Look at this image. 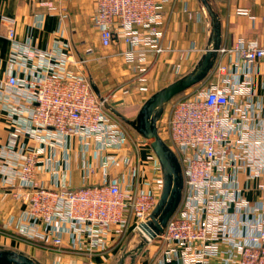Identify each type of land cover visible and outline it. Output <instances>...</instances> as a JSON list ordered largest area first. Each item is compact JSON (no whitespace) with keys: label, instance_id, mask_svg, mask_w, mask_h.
Returning <instances> with one entry per match:
<instances>
[{"label":"built area","instance_id":"obj_1","mask_svg":"<svg viewBox=\"0 0 264 264\" xmlns=\"http://www.w3.org/2000/svg\"><path fill=\"white\" fill-rule=\"evenodd\" d=\"M33 1L49 13L67 17L69 0ZM176 1L93 0L92 24L101 46L123 42L127 49L119 56L143 77L150 54L157 58L170 51L163 46L162 27L167 6ZM4 22L12 46V72L0 80V103L10 115L26 119L27 127L21 131L43 133L35 136L36 148L22 144L18 151L0 152V187L26 206L14 229L59 251L67 246L77 255L109 253L130 233L141 232L160 192L137 188L135 177L141 171L138 155L124 158L125 172L114 181L108 179L116 155L128 151L132 144L136 147V141L92 90L87 63L94 49L86 46L84 55L76 57L74 45L65 42L58 49L41 51L16 42L14 21ZM219 51H228L250 66L264 62V47L255 41H239L233 49ZM218 74L216 82L210 80L211 72L203 82L173 99L159 123L161 138L181 164L184 190L164 234L154 240H158L162 259L183 264H208L219 243L230 245L237 254L226 262L264 264V164L256 154L263 141L248 123V105L241 99L244 85L227 66H219ZM140 82L142 89H147L143 78ZM72 139L83 146V158L92 144L105 153L97 167L86 166V179L99 170L101 181L75 189L56 170L48 188L36 171L39 156ZM50 154L56 157L54 151ZM63 166L66 172V160ZM241 174L247 182L257 181L256 190L263 193L261 201L247 200L248 186L240 187Z\"/></svg>","mask_w":264,"mask_h":264},{"label":"crops","instance_id":"obj_2","mask_svg":"<svg viewBox=\"0 0 264 264\" xmlns=\"http://www.w3.org/2000/svg\"><path fill=\"white\" fill-rule=\"evenodd\" d=\"M213 10L219 15L222 28L220 50H231L237 42H257L264 47V0H209ZM67 17L49 13L38 6L33 0H0V80L12 72L10 69L11 41L7 38L8 25L5 20L14 21L15 41L41 51L58 49L65 42H71L76 48V57L84 55V48L91 46L94 54L89 56L92 68L89 73L103 97H108L119 112L128 119H133L142 104L153 93L190 72L200 60L208 43L210 34V18L200 0H177L174 5L167 6L168 16L162 27L165 33L163 46L170 51L157 58L150 54L148 71L143 77L127 67L119 53L127 49L123 42L109 48H103L98 40V32L93 27L92 17L95 13L93 0H69ZM104 52H102V51ZM105 57L104 60L101 59ZM100 58V59H98ZM88 62V63H89ZM227 66L232 76L245 87L241 96L245 106L248 105V123L259 133L263 144L257 151L258 161L264 164V62L259 61L253 66L237 58L228 51H219L210 80L219 78L218 67ZM117 66V67H116ZM121 66V67H119ZM124 67V68H123ZM211 74V73H210ZM22 76V70L18 72ZM143 78L149 83V90L142 89ZM164 83L158 88L159 84ZM251 116V118H250ZM26 119L7 112L4 103H0V152L18 151L23 144L28 148L39 146L35 136L43 135L21 131L26 126ZM131 138L136 147L129 146L128 151L120 152L111 162L108 172L109 181L118 179L126 168L124 158L138 155L141 171L135 177V184L143 191L161 193L162 173L159 162L151 148L128 126ZM15 140V144L12 141ZM56 157H50L51 152ZM83 146L78 140H69L66 146L54 150L47 149L39 156L36 171L44 184L51 188L54 182L53 172L57 170L61 178L78 189L87 184L101 181V173L87 177L86 166L99 165L105 153L92 144L84 158ZM68 162V170L64 172V161ZM85 161V162H84ZM58 163V164H57ZM84 164V167L82 165ZM240 187L248 186L245 197L251 203L261 201L263 193L256 190L257 181L247 182L245 174L239 177ZM26 206L13 198L8 190L0 187V247L23 252L41 264H114L123 246H114L109 253L93 256L77 255L67 246L59 251L53 245H47L38 239H30L14 229ZM233 212V210H232ZM241 230V229H240ZM239 231V230H238ZM134 233L128 236L132 238ZM133 238V239H134ZM130 240L128 250L134 248ZM156 244L155 246L152 244ZM146 246L144 254L136 258L134 264H183L174 259H162L158 240ZM230 255H236L228 244L219 243L216 256L208 264H236L226 262ZM127 260L126 264H129Z\"/></svg>","mask_w":264,"mask_h":264},{"label":"water","instance_id":"obj_3","mask_svg":"<svg viewBox=\"0 0 264 264\" xmlns=\"http://www.w3.org/2000/svg\"><path fill=\"white\" fill-rule=\"evenodd\" d=\"M210 18V34L207 46L194 68L181 78L153 93L140 107L133 119H128L112 107L89 75L92 90L104 102L105 109L144 139L156 156L161 173L162 188L158 203L145 223L141 225L140 236L134 248L122 247L114 264H134L136 258L144 254V249L151 241L164 234L168 222L178 210L183 196L184 177L181 164L173 150L163 141L159 134V123L168 104L177 96L203 82L213 71L221 49L222 28L219 15L213 10L209 0H200ZM0 264H41L29 255L0 247Z\"/></svg>","mask_w":264,"mask_h":264},{"label":"rangeland","instance_id":"obj_4","mask_svg":"<svg viewBox=\"0 0 264 264\" xmlns=\"http://www.w3.org/2000/svg\"><path fill=\"white\" fill-rule=\"evenodd\" d=\"M102 51V50H101ZM102 52H104V51H102ZM77 59V58H76ZM104 60V59H103ZM89 66H90V68H92V65H91V62H89V63H87V68H89ZM117 67V66H116ZM119 67H121V66H119ZM124 68V67H123ZM89 70V69H88ZM146 83V88L147 89H145L144 91L145 92H148V90H149V83L148 82H145ZM164 85V83H162V84H159L157 87L158 88H160L161 86H163ZM108 103L113 107V105L111 104V102L110 101H108ZM115 108V107H114ZM168 109H169V107L167 106V108H166V111H165V113H164V116L162 117V119L165 117V115H167V113H168ZM123 125L125 126V127H127L124 123H123ZM134 238V236L132 237V238H127L126 240H124L123 241V243H121L119 246H126L127 247V245H129V242H130V240H132L133 242L131 243V245H136L138 242H139V239H140V236H135V238ZM152 242H150L149 244H151ZM154 246L156 245V244H154V243H152ZM115 261V260H114Z\"/></svg>","mask_w":264,"mask_h":264},{"label":"trees","instance_id":"obj_5","mask_svg":"<svg viewBox=\"0 0 264 264\" xmlns=\"http://www.w3.org/2000/svg\"><path fill=\"white\" fill-rule=\"evenodd\" d=\"M182 95H183V94H181V95H179V96H177V97H175V98L181 97ZM175 98H174V99H175Z\"/></svg>","mask_w":264,"mask_h":264}]
</instances>
